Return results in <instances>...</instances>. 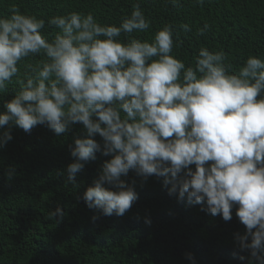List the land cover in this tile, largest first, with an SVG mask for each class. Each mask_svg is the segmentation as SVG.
Masks as SVG:
<instances>
[{"label": "clouds", "instance_id": "clouds-1", "mask_svg": "<svg viewBox=\"0 0 264 264\" xmlns=\"http://www.w3.org/2000/svg\"><path fill=\"white\" fill-rule=\"evenodd\" d=\"M10 12L0 16V93L14 77L19 89L0 112V148L13 139V126L31 134L45 125L59 137L82 124L85 136L69 146L74 160L66 166L67 182L76 186V174L96 153L110 157L77 197L89 209L123 217L139 198L136 181L126 179L130 171L142 182L163 178L169 196L213 217L231 221L235 208L245 226L234 234L235 247L248 252L247 264H264V60L250 55L232 73L223 50L201 47L186 66L172 54L179 45L170 23L151 40L123 42L122 32L151 27L139 4L119 26L101 24L91 13L52 16L47 23L59 31L51 39L42 32L44 19L17 5ZM37 55L43 59L35 74L21 78V62ZM64 215L59 206L48 212L49 219ZM185 258L197 264L193 253Z\"/></svg>", "mask_w": 264, "mask_h": 264}, {"label": "trees", "instance_id": "trees-1", "mask_svg": "<svg viewBox=\"0 0 264 264\" xmlns=\"http://www.w3.org/2000/svg\"><path fill=\"white\" fill-rule=\"evenodd\" d=\"M135 4L150 19L151 27L122 32L119 39L123 42L151 40L170 23L179 45L172 54L186 66L194 65L201 47L223 50L232 73L250 55L264 60V0H205L203 5L178 0L176 6L170 0H0V16L10 15L12 5H17L21 12L44 19L42 32L51 39L59 31L47 23L52 16L91 13L101 24L119 26ZM182 24L189 25L190 31L184 32ZM206 24L204 34L198 35L197 30ZM42 59L37 55L22 61L21 78L26 71L34 75ZM15 80L0 93V112L19 89ZM12 136L0 148V264H190L187 252L194 254L197 264H247L248 252L235 247L234 234L245 231L236 209L231 221L213 217L201 211L200 205L169 196L163 178L142 182L130 171L126 179L136 181L139 198L123 217L103 216L77 199L110 159L96 153L97 159L76 174V186L67 182L66 166L74 160L69 146L73 137L85 136L82 124L59 137L45 125L34 127L31 134L13 126ZM95 139L102 142L99 135ZM57 206L64 217L49 219L48 212ZM94 215L99 217L95 221ZM145 218L151 220L150 225Z\"/></svg>", "mask_w": 264, "mask_h": 264}]
</instances>
